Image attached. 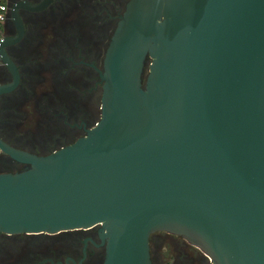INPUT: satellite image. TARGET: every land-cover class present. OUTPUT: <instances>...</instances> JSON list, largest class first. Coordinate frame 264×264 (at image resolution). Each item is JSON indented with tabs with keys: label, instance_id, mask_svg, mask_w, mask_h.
<instances>
[{
	"label": "water",
	"instance_id": "water-1",
	"mask_svg": "<svg viewBox=\"0 0 264 264\" xmlns=\"http://www.w3.org/2000/svg\"><path fill=\"white\" fill-rule=\"evenodd\" d=\"M104 80L87 137L7 150L31 167L0 174V232L101 227L105 264H152L165 231L210 264H264V0H132Z\"/></svg>",
	"mask_w": 264,
	"mask_h": 264
},
{
	"label": "flooded vegetation",
	"instance_id": "flooded-vegetation-1",
	"mask_svg": "<svg viewBox=\"0 0 264 264\" xmlns=\"http://www.w3.org/2000/svg\"><path fill=\"white\" fill-rule=\"evenodd\" d=\"M0 52V174L31 166L8 151L46 157L103 118L107 55L132 0H6ZM146 61L143 86L150 64ZM8 150V151H7ZM152 264H210L190 241L150 236ZM101 227L59 234L0 232V264H105Z\"/></svg>",
	"mask_w": 264,
	"mask_h": 264
},
{
	"label": "built area",
	"instance_id": "built-area-1",
	"mask_svg": "<svg viewBox=\"0 0 264 264\" xmlns=\"http://www.w3.org/2000/svg\"><path fill=\"white\" fill-rule=\"evenodd\" d=\"M6 2H7L6 0H0V43L3 38V24L6 20V14H7V3Z\"/></svg>",
	"mask_w": 264,
	"mask_h": 264
}]
</instances>
